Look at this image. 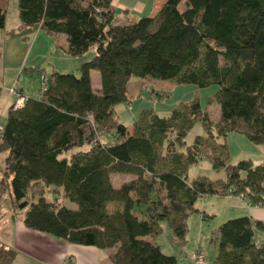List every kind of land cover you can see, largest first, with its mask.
Wrapping results in <instances>:
<instances>
[{
    "label": "trees",
    "instance_id": "16d2710c",
    "mask_svg": "<svg viewBox=\"0 0 264 264\" xmlns=\"http://www.w3.org/2000/svg\"><path fill=\"white\" fill-rule=\"evenodd\" d=\"M113 2L18 0L21 26L12 36L44 30L66 36L72 57L92 48L95 54L80 65V75H45L41 96L23 93V107L10 105L0 135L6 154L0 198L7 187L14 206L28 203L27 228L108 250L112 264H178L155 241L164 221L186 241L189 216L206 214L196 206L203 197L243 194L264 205V163L230 161L227 142L235 132L264 146V0H166L155 14L127 23H117ZM6 19L0 9L1 31ZM134 76L217 85L209 102L221 106L219 119L194 99L167 116L145 109L133 123L122 122L117 107L131 101ZM198 122L205 131L189 144ZM202 159L226 172L225 179H190L188 171ZM114 175L131 178L116 185ZM211 240L212 264H264L262 220L228 219ZM18 254L0 243V264H13Z\"/></svg>",
    "mask_w": 264,
    "mask_h": 264
},
{
    "label": "rangeland",
    "instance_id": "374dc122",
    "mask_svg": "<svg viewBox=\"0 0 264 264\" xmlns=\"http://www.w3.org/2000/svg\"><path fill=\"white\" fill-rule=\"evenodd\" d=\"M113 6L116 10V19L121 23L136 20L141 16H148L155 14L157 9L155 3L157 0H113ZM162 0H159L160 2ZM3 6L6 7L7 15L9 16V23H15L18 20V0H1ZM185 1L180 5V9L184 10ZM10 28L8 29V31ZM1 31V30H0ZM17 31V29H15ZM1 35V34H0ZM0 38V54L6 52L7 61V75L5 81L3 79V65H0V89L7 90V94L10 99V103L14 104V100L17 94L10 95V89L13 86L24 91L27 96H41L44 83L42 77L44 75H50L56 70L62 73L73 72L80 75V65L89 59H92L95 54V48H92L84 56L72 57L66 54L64 47L65 42L63 36L50 35L46 31H36L31 34L30 39L21 40L13 37H8V41L4 44V33ZM39 35V36H38ZM37 36L39 37L37 39ZM64 43V44H63ZM19 63L18 68L12 71L16 64ZM96 74H92L94 78L98 77L100 73L97 70ZM97 78V79H98ZM95 88L99 85L97 82L93 85ZM129 99L131 101L122 103L117 107V111L120 120L126 123H133L134 119L139 116L142 111L155 110L158 114L167 116L173 108H182L184 105L190 103L192 100L197 99L201 103V107L207 110L210 114V118L214 121L219 119L221 114V106L217 102H209L210 97L214 95L217 90V85H210V87L200 88L193 84H175L172 80L157 79L151 77H132L129 84ZM3 92V91H2ZM6 97H8L6 95ZM7 114L0 112V127H4L6 124ZM201 122L197 123L187 136V141L190 144L196 135L204 133ZM228 150L230 154V161L237 162L240 159L248 156H255L258 145L251 143L250 139L244 135L238 133H231L228 136ZM111 140V138H109ZM5 155L0 154V178L2 177V158ZM189 178H195L197 176H206L211 181H217L225 179L226 172L215 171L212 168V164L208 159H202L201 161L193 164L188 171ZM114 184L118 185L125 180H130L128 175H114ZM230 196H236L244 198L241 194H228ZM56 198L63 200L60 194H55ZM213 198L208 196L207 199ZM201 199L198 206L209 205L208 202H203ZM212 201V200H211ZM69 208L77 209V203L73 201H67L66 204ZM211 207V206H210ZM226 207V206H225ZM23 209L14 206L10 190L5 187L0 198V240L11 244L13 247L12 236L15 231L16 221L24 218ZM216 210V209H215ZM217 215L214 217L209 216L203 218L201 213H193L189 216L188 220V233L186 241H181L175 235L174 231L170 229L168 222L162 223L163 232L161 235L155 238V241L162 246V249L166 254L175 255L177 257L178 264H197L193 258L195 249H200L202 252L199 256L205 259L203 264H212L213 259L216 256V248L213 244L211 237L213 228H216L220 223L225 221L226 216H231L232 213H224L223 210H216ZM227 212V210H226ZM12 217L15 218L13 222ZM239 217V216H237ZM237 217H229L230 219ZM228 220V219H227ZM226 220V221H227ZM150 239V238H149ZM29 258L27 255H24ZM34 259V258H33ZM15 259L14 264H18ZM110 261V260H109ZM35 264L36 261L34 259ZM33 262V264H34ZM25 263V262H24ZM110 264L111 261L109 262ZM30 264V263H28Z\"/></svg>",
    "mask_w": 264,
    "mask_h": 264
},
{
    "label": "crops",
    "instance_id": "0c3cea01",
    "mask_svg": "<svg viewBox=\"0 0 264 264\" xmlns=\"http://www.w3.org/2000/svg\"><path fill=\"white\" fill-rule=\"evenodd\" d=\"M158 1L159 0H157L155 3L156 9H159L166 0H162L160 2ZM0 9L6 10V7L3 6L1 0H0ZM17 16H18V20L15 21V23H9L8 20L9 16L7 15V10H6V17H7L6 27H5L6 29L4 31H0L1 34L0 38L1 36H3L2 34L4 33V44H6L7 41L9 40L8 39L9 35L10 37L17 38L19 40L23 38V36L21 35L12 36L10 34V32H12L13 30L20 29L21 19L19 16V11L17 12ZM119 22L121 23V21H117V23ZM127 22L128 21L123 23H127ZM9 28L10 30L8 31ZM38 36L37 39L39 38ZM28 39H30V36L27 39L23 38L24 41ZM62 39L65 42L64 50L66 54H68L66 51L68 44L67 38L66 36H63ZM1 64L3 65L4 68L2 73H3V79L5 81V76L7 75L6 52L0 54V65ZM18 65L19 63L16 64V67H14L12 71H15L18 68ZM92 74H96V71L95 72L92 71L91 77L93 79V85L96 82L99 85L98 87L95 88L96 90H98L101 84L100 75L99 78L98 77L94 78ZM19 91H21V93H24L26 95L23 87L19 89ZM6 95L8 97H6ZM10 99L11 97H9L6 90L4 89L3 92L0 93V112L2 114L8 113L9 107L11 105ZM253 149H255L256 155L248 156L246 158H251L252 160L255 161V163H264V146H258L257 148L253 147ZM4 160L5 157L2 158L1 165H3ZM207 198L208 196L203 197L202 201L208 202L207 200H209L211 204L209 205L204 204L198 206L200 200L196 204V206L200 210L206 213L204 214L206 217L204 216L203 218H207L209 216L214 217L215 215L218 214L216 210L221 209L224 211L225 214L232 213L231 216L229 215L230 218L249 215L255 220L264 221V205L257 206L255 204H251L247 202L246 198H240L235 196L233 197L230 195H225V197L214 195L213 198H209V199ZM229 217L226 216L225 221L227 219H230ZM12 219L13 222L16 221L14 217H12ZM15 225L16 227L11 242L13 244V247H11L12 246L11 244L7 242H3L1 240L0 243L8 248L15 249L19 252L16 260L18 264H28V263L33 264L34 259L37 264H110L108 250H100L97 247H92L87 245L84 246L76 245V244L70 245L65 242H61L53 236H49L40 231L37 232L30 228H27L26 225H24L23 219L16 221ZM24 255H27L29 258H26Z\"/></svg>",
    "mask_w": 264,
    "mask_h": 264
},
{
    "label": "built area",
    "instance_id": "2783aa9c",
    "mask_svg": "<svg viewBox=\"0 0 264 264\" xmlns=\"http://www.w3.org/2000/svg\"><path fill=\"white\" fill-rule=\"evenodd\" d=\"M42 81L44 83V86H46L47 80H46L45 75H44V77H42ZM10 93H11L10 95H12L14 93L17 94V97L14 100L15 107L16 108L23 107L24 103L26 102V96L23 93H20V91L16 88V86L11 87ZM2 132H3V128L0 127V135L2 134ZM242 196H244V195L242 194ZM200 254H201V252H198V253L195 252V254L193 255V258L197 264H203L204 263L203 261H205V259H203V258H201V256H199Z\"/></svg>",
    "mask_w": 264,
    "mask_h": 264
},
{
    "label": "water",
    "instance_id": "95a60500",
    "mask_svg": "<svg viewBox=\"0 0 264 264\" xmlns=\"http://www.w3.org/2000/svg\"><path fill=\"white\" fill-rule=\"evenodd\" d=\"M27 204H28L27 202H23L22 204H20L19 208L23 209L24 207L27 206Z\"/></svg>",
    "mask_w": 264,
    "mask_h": 264
}]
</instances>
